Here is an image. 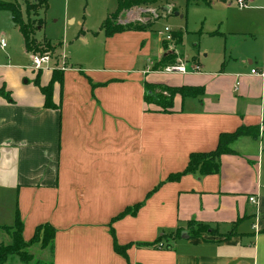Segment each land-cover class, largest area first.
<instances>
[{
	"label": "crops",
	"instance_id": "0c3cea01",
	"mask_svg": "<svg viewBox=\"0 0 264 264\" xmlns=\"http://www.w3.org/2000/svg\"><path fill=\"white\" fill-rule=\"evenodd\" d=\"M246 2L247 13L232 20L235 30L228 36L264 45V3ZM137 33L104 34L102 60H111L103 69L72 66L77 61L63 56L68 68L61 70L64 84H55L50 109L35 71L0 65V230L8 245L14 230L7 229L15 227L18 211L27 241L40 226L56 230L34 264H264V77L252 75L264 72V57L240 58L235 44L213 70L196 61L199 73L153 82L148 77L156 73L162 45L141 68L136 59L127 66V53L110 58L107 42ZM41 72L45 87L53 69ZM145 83L202 88L204 94L177 95L164 112L146 103ZM241 127L259 128V137L234 141L233 153L218 160V174L199 170L171 179L186 170L192 154L214 152L222 134ZM154 174L166 180L156 193ZM162 195L171 219L155 229L140 226L153 237L158 228L167 230L157 240L161 247L137 246V206L146 198V211ZM190 223L209 230L192 238ZM115 242L132 245L126 256L115 251Z\"/></svg>",
	"mask_w": 264,
	"mask_h": 264
},
{
	"label": "rangeland",
	"instance_id": "374dc122",
	"mask_svg": "<svg viewBox=\"0 0 264 264\" xmlns=\"http://www.w3.org/2000/svg\"><path fill=\"white\" fill-rule=\"evenodd\" d=\"M227 1L228 3L225 4L222 3V0H213L211 7L202 4L187 7L185 0H169L168 4L161 3L160 6H151L152 8L142 7L143 11L134 8L124 12L119 16L117 23L122 25L141 23L149 29L137 34H125L127 36H124L122 40L107 42L109 44L108 48L110 47L109 51L112 53L110 58L120 55L117 54L118 51L123 55L127 53L129 57L128 61H125L127 66L133 64L136 59L135 64L138 66H135V68H141V66L150 64V61L159 56L160 47L165 41L167 46L163 50L164 53L161 54L157 65L155 64L156 66L153 67V71L156 73H151L148 77V80L152 79L153 82L165 83L175 82L179 79L178 74L164 73L169 66L184 65L190 70V63H192L191 65H197L196 61H198L207 66V69L213 70L222 59L225 48L227 47L226 52L228 54L235 44L236 54L240 58H246L248 54L264 57V45H261L260 39L256 43H245L240 40L239 36L231 35L232 38H228L231 40L228 43L226 42L225 37L233 32L229 30H235L232 20L247 13L249 8V6L244 9L240 8L236 3L237 0ZM0 2L18 3L22 7L23 17L27 21L26 6L35 3L36 0H0ZM263 3L264 0H257L258 6ZM117 8L118 0H50L47 9L39 8L35 14L32 13L31 19L35 22L36 27L34 37L41 44V48H38L39 54H49L53 58L52 67H49V69L61 71L66 68L64 57L70 59V61L71 59L77 61L75 63L72 60V66L81 64L89 70H94V68L102 65L101 69L106 68L111 59L107 62L102 60L105 38L101 27L107 17L116 12ZM165 8L168 9L164 11ZM174 8L177 11L173 14ZM147 13L151 14V17L148 18ZM176 14H179V16H176ZM160 16L161 18L158 19ZM149 20L151 22L157 21L151 27L148 24ZM114 22L115 20L111 19V25ZM218 32L226 33V35L224 34L223 37ZM173 33L183 34L182 45L178 46L175 41L169 39ZM133 35H137V37ZM2 38L7 41V48L3 50L0 47V65L10 64L11 67L27 69L26 71L22 70V72L28 73V66H31V57L26 54L23 36L13 21V15L8 11H0V41ZM48 44H51V50L46 49V47H49ZM99 53L101 57L98 56ZM166 55H171L167 63L164 60ZM93 58L95 59L93 60ZM172 61L175 63L170 64ZM40 72L35 71L36 77ZM159 92V89L153 91L152 96L155 98ZM164 96H167V94L164 93ZM157 178L158 174H154L155 189L153 193H156L166 182V180L157 181ZM145 201L146 198L141 201L143 206L137 211L139 213L137 234L133 235L132 230V236L136 238L137 246L154 244L158 238H164L161 236L168 232L167 230L160 231L158 228L154 235L157 237H153L152 232H144L145 228L142 230L140 226L151 225L152 229H155L156 225H161L163 221L171 219V213L167 216V209L161 204L162 201L166 202L165 196L162 195L157 198L151 205L147 204L148 210L142 211L145 208ZM135 208L132 207L133 210ZM0 212L5 214V211ZM166 216L167 218H165ZM0 243H4V245L10 243V239L3 230H0ZM40 247L42 248L39 245V247H35L30 251L26 250L27 258L31 259L30 264H34L36 258H41L39 254ZM7 264L22 263L17 257L13 256Z\"/></svg>",
	"mask_w": 264,
	"mask_h": 264
},
{
	"label": "trees",
	"instance_id": "16d2710c",
	"mask_svg": "<svg viewBox=\"0 0 264 264\" xmlns=\"http://www.w3.org/2000/svg\"><path fill=\"white\" fill-rule=\"evenodd\" d=\"M50 0H36L33 4H27L26 13H27V21H25L23 17L22 7L18 3H6L0 2V11H8L13 15V21L18 26L20 33L23 36L25 50L29 54H39V49L41 48V44L35 39V22L31 19L32 13L35 14L37 9L39 8H48ZM169 0H118V8L116 12L109 15V17L104 21L101 31L104 32L106 38H112L117 34H122L125 32L138 31L143 32L149 29L142 25L141 23L122 25L117 23L116 21L119 19V16L124 12H128L134 8L141 7H151V6H160L161 3H167ZM186 6L190 5H198L202 4L207 7H211L213 0H185ZM166 11V9H164ZM177 11L176 8L172 11L174 14ZM148 18L151 17V14L147 13ZM161 16L158 18L160 19ZM111 19H114L115 22L111 25ZM157 19V20H158ZM156 20V21H157ZM156 21L151 22L148 21V24L152 27ZM40 23V22H39ZM41 25V23H40ZM39 25V26H40ZM170 40L175 41V43L179 46L183 44V34L182 33H173L170 36ZM49 47H46L47 50H51V44H48ZM163 49L166 48L167 43L163 41L162 43ZM171 55H166L164 57L165 63L167 60H170ZM172 61L170 64H174ZM41 77L42 72L38 74L35 80V84L38 88H40L41 93L45 97V108L50 109L53 107V89L55 84H59L63 86L64 84V73L55 69L52 73L51 80L49 84L45 87L41 85ZM146 87V95L145 101L148 104L154 103L160 108L163 109L164 112H168L173 108V99L175 96L180 95L182 98H194L203 96L204 90L202 88H194V87H180V88H171L162 85H149L145 83ZM159 89V94H156L154 98L152 96L153 91ZM164 93L167 96H164ZM154 94V93H153ZM259 128H246L241 127L233 134H222L219 138V144L217 149L211 153H196L190 156L189 164L186 170L182 173L171 176V179L179 180L181 177L196 173L197 171H201L203 175H213L218 174L219 172V162L218 160L221 156L225 154L233 153L230 148V145L236 141L241 136H251L253 138L259 137ZM141 207V205L137 206V211ZM130 209L126 210L120 217L124 216V214L129 213ZM117 217L116 219L120 218ZM190 228L193 232L192 238H198L201 234L209 230V227L204 225H199L198 223H190ZM200 226V227H199ZM194 227H197L195 229ZM10 230H14L12 234L13 242L11 245H0V264H6L10 257H18L23 264H30L31 259H28L26 256V250L34 244L40 243L42 248H47L50 246L56 236V230L50 225H44L37 228L35 235L30 239L26 240L24 237V224L21 219L20 213L17 211L16 213V224L15 227L7 229L8 232ZM160 241L155 242L154 244L148 245L153 248H158ZM132 245L119 246L115 242V251L123 256H126L127 250ZM161 246L159 245V248Z\"/></svg>",
	"mask_w": 264,
	"mask_h": 264
},
{
	"label": "built area",
	"instance_id": "2783aa9c",
	"mask_svg": "<svg viewBox=\"0 0 264 264\" xmlns=\"http://www.w3.org/2000/svg\"><path fill=\"white\" fill-rule=\"evenodd\" d=\"M237 5L240 8H246L248 6V3L246 0H238ZM167 32H169L168 29H166ZM170 39V38H169ZM0 47L1 49L5 50L7 48V41L5 39H1L0 41ZM31 60L29 69L32 71H45V70H52L49 69V67H52L53 64V58L49 54H30ZM201 70V67L199 65H194L190 67V70L187 68V66H169L164 73L167 74H181V75H187V74H193V73H199ZM252 75H258L261 77H264L263 73H258L256 70L252 71ZM251 202H255L254 198L250 199Z\"/></svg>",
	"mask_w": 264,
	"mask_h": 264
},
{
	"label": "water",
	"instance_id": "95a60500",
	"mask_svg": "<svg viewBox=\"0 0 264 264\" xmlns=\"http://www.w3.org/2000/svg\"><path fill=\"white\" fill-rule=\"evenodd\" d=\"M166 10L168 9V8H165ZM176 16H179V14H176Z\"/></svg>",
	"mask_w": 264,
	"mask_h": 264
}]
</instances>
